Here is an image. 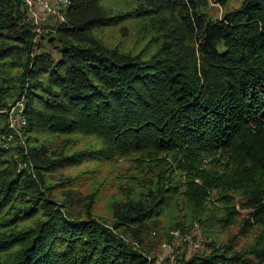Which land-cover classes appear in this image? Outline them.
I'll list each match as a JSON object with an SVG mask.
<instances>
[{
	"label": "trees",
	"instance_id": "trees-1",
	"mask_svg": "<svg viewBox=\"0 0 264 264\" xmlns=\"http://www.w3.org/2000/svg\"><path fill=\"white\" fill-rule=\"evenodd\" d=\"M214 1L68 0L36 24L0 0V135L8 104L25 121L0 145V264H264V0ZM134 155L107 192L97 162ZM165 221L210 240L159 257Z\"/></svg>",
	"mask_w": 264,
	"mask_h": 264
},
{
	"label": "rangeland",
	"instance_id": "rangeland-1",
	"mask_svg": "<svg viewBox=\"0 0 264 264\" xmlns=\"http://www.w3.org/2000/svg\"><path fill=\"white\" fill-rule=\"evenodd\" d=\"M50 5H55L57 0H47ZM230 5L237 4L238 0H228ZM221 11V8L217 2L214 0H209L208 6H207V12L210 16H218ZM32 19L36 24H46L48 22H52L58 17H53L46 15L41 7L34 6L30 10ZM135 23L136 21H132V19L126 21V26H129L128 29H125L127 32V37L130 42L134 43L137 40H140L137 37V32L135 31ZM106 36L113 37L115 40L118 39L119 33L117 32L116 28L110 29L105 32ZM107 37L106 39L110 38ZM110 40V39H109ZM125 40V39H124ZM18 108L16 105H9L3 109V114L6 116V123L5 127L7 130V133H4V135H11V138H8V144H12L13 142H19L22 143V137L21 134L18 133L19 126L15 123L13 120V116L15 115V111ZM2 111V110H1ZM77 138H75L74 143L77 144ZM80 141V145L83 143L89 144V145H95L97 146V140L94 137L91 138H78ZM133 159L129 158H117L114 157L113 160H110L109 162H106L104 160H100L97 163L101 166V168L96 167V170L100 173V181L104 182L103 187L107 192L110 191H116L118 190V183H125L126 185L130 184L129 178L127 177L129 175V172L131 169H133L131 180L135 177L139 176L140 168L143 164H145L146 160H141L142 162L139 163L136 161V158H145V157H137V155L131 156ZM108 161V160H107ZM73 172V171H72ZM108 179V180H107ZM107 180V181H106ZM106 181V182H105ZM182 188H180V191ZM102 191V190H101ZM104 191V192H106ZM188 211V210H187ZM186 217V216H185ZM184 217V218H185ZM181 218V217H180ZM182 219V218H181ZM163 227L161 228L159 232V236H157V247H156V253L159 255V257H168L171 259L175 254L179 253L183 249V247L186 246V251H191V249L194 250V248L203 247L205 242H208L210 240V237L208 233H211L212 228L208 226L207 233L202 230L201 227L195 222H193V225H190L189 229L185 230H179V229H172L168 232L169 237L165 236L166 231L169 228L168 222L163 223ZM161 231H163L161 233Z\"/></svg>",
	"mask_w": 264,
	"mask_h": 264
},
{
	"label": "built area",
	"instance_id": "built-area-1",
	"mask_svg": "<svg viewBox=\"0 0 264 264\" xmlns=\"http://www.w3.org/2000/svg\"><path fill=\"white\" fill-rule=\"evenodd\" d=\"M26 6L31 10L32 7L38 6L41 7L43 12L49 16L58 17V19H62L63 10L65 9L68 0H57L55 5H50L47 0H23ZM17 106V104H16ZM19 107L14 112L13 120L18 125H23L25 123L23 117L18 114ZM8 138H11V135H0V145L3 147H7Z\"/></svg>",
	"mask_w": 264,
	"mask_h": 264
}]
</instances>
